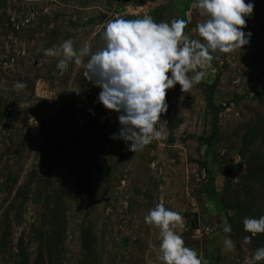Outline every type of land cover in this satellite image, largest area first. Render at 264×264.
Segmentation results:
<instances>
[{"label":"rangeland","instance_id":"374dc122","mask_svg":"<svg viewBox=\"0 0 264 264\" xmlns=\"http://www.w3.org/2000/svg\"><path fill=\"white\" fill-rule=\"evenodd\" d=\"M147 1L156 22L190 14L185 31L199 38L192 0ZM127 2L0 0V264H161L159 230L144 222L161 200L206 264H246L264 246V233L245 242L242 223L264 215V0L241 52L215 53L190 92L166 90V139L136 152L113 138L118 114L83 66L61 73L44 53L69 38L96 51L109 20L142 18Z\"/></svg>","mask_w":264,"mask_h":264},{"label":"clouds","instance_id":"9594fccd","mask_svg":"<svg viewBox=\"0 0 264 264\" xmlns=\"http://www.w3.org/2000/svg\"><path fill=\"white\" fill-rule=\"evenodd\" d=\"M191 8L205 19L198 22L199 38H190L185 31L187 18L156 22L152 16L138 19L116 17L103 28V45L92 51L91 41L77 49L73 41L63 40L58 47L44 50L45 55L59 57L56 68L65 72L70 63L83 66L84 78L98 86L96 100L118 114L119 130L113 138L127 142L130 150L142 151L154 140L166 139L159 130L161 114L168 108L166 90L175 84L188 93L212 67L215 53L241 52L250 42L251 31H245L246 18L251 17L254 0H192ZM84 57H88L84 62ZM17 89L26 87L19 81ZM77 93L80 91L74 90ZM144 222L158 229L161 264H206L194 248L186 246L181 231V212L165 207L163 200L149 209ZM243 227L250 235L264 233V215L244 217ZM224 233L232 227L226 221ZM223 251L235 250L230 236L222 239ZM264 261V246L258 247L246 264Z\"/></svg>","mask_w":264,"mask_h":264},{"label":"built area","instance_id":"2783aa9c","mask_svg":"<svg viewBox=\"0 0 264 264\" xmlns=\"http://www.w3.org/2000/svg\"><path fill=\"white\" fill-rule=\"evenodd\" d=\"M127 7H129V14L136 15L138 17H144L147 15V7H148V1L147 0H128V2L125 4L124 12L128 11Z\"/></svg>","mask_w":264,"mask_h":264},{"label":"trees","instance_id":"16d2710c","mask_svg":"<svg viewBox=\"0 0 264 264\" xmlns=\"http://www.w3.org/2000/svg\"><path fill=\"white\" fill-rule=\"evenodd\" d=\"M182 18H183V16H182ZM182 18H181V19H182Z\"/></svg>","mask_w":264,"mask_h":264}]
</instances>
